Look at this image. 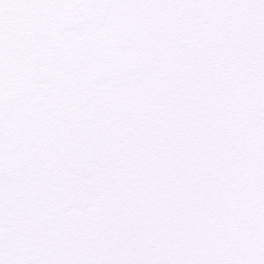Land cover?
<instances>
[{"label": "snow or ice", "instance_id": "obj_1", "mask_svg": "<svg viewBox=\"0 0 264 264\" xmlns=\"http://www.w3.org/2000/svg\"><path fill=\"white\" fill-rule=\"evenodd\" d=\"M0 264H264V0H0Z\"/></svg>", "mask_w": 264, "mask_h": 264}]
</instances>
